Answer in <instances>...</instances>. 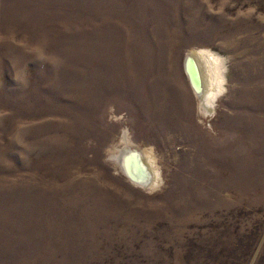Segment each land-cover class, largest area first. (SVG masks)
Listing matches in <instances>:
<instances>
[{
	"label": "rangeland",
	"instance_id": "rangeland-1",
	"mask_svg": "<svg viewBox=\"0 0 264 264\" xmlns=\"http://www.w3.org/2000/svg\"><path fill=\"white\" fill-rule=\"evenodd\" d=\"M0 264H264V0H0Z\"/></svg>",
	"mask_w": 264,
	"mask_h": 264
},
{
	"label": "bare ground",
	"instance_id": "bare-ground-1",
	"mask_svg": "<svg viewBox=\"0 0 264 264\" xmlns=\"http://www.w3.org/2000/svg\"><path fill=\"white\" fill-rule=\"evenodd\" d=\"M185 66L196 88L202 108L210 112L220 91L216 84L218 79L214 71V57L205 51L194 52L186 58ZM125 141L128 143V139ZM128 146L126 144L116 157L124 173L141 186L150 189L160 187L161 178L151 170V165L145 161L140 152Z\"/></svg>",
	"mask_w": 264,
	"mask_h": 264
}]
</instances>
